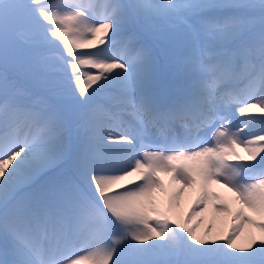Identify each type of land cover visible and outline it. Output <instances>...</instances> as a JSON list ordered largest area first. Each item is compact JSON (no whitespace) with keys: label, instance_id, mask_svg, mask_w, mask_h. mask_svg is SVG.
I'll use <instances>...</instances> for the list:
<instances>
[{"label":"snow or ice","instance_id":"snow-or-ice-1","mask_svg":"<svg viewBox=\"0 0 264 264\" xmlns=\"http://www.w3.org/2000/svg\"><path fill=\"white\" fill-rule=\"evenodd\" d=\"M262 153L264 0H0V264H264Z\"/></svg>","mask_w":264,"mask_h":264},{"label":"rangeland","instance_id":"rangeland-1","mask_svg":"<svg viewBox=\"0 0 264 264\" xmlns=\"http://www.w3.org/2000/svg\"><path fill=\"white\" fill-rule=\"evenodd\" d=\"M111 36V32H109V37ZM86 51V50H85ZM164 70V69H162ZM164 76H166V71H161V77L163 78ZM241 117H238L236 115H234L232 117V122L233 125H235L234 123L240 119ZM243 118V117H242ZM160 179L163 181L164 185H168V183H170V176L166 175V174H160ZM128 187H130L131 185H127ZM131 187H134V185H132ZM187 195H189V203H188V209L184 210V214L181 217V221H183L187 215L190 213V211L192 210V208L196 205V201L199 197V191L197 188H187ZM226 189V190H225ZM117 190H123V189H117ZM213 191H215L216 193H218L219 195L223 196L230 204H232V207L235 209L236 207H238L239 205L234 203V196L233 193H231L227 188H223L220 187L219 185H213ZM228 191V192H227ZM194 205V206H193ZM209 217V220H207V218L204 217ZM251 215V213H249ZM212 211L209 208V210L204 211L202 214L198 215V216H193L192 218V222L191 224H189L188 226L190 227H196L197 223L199 221H203L202 223L199 224V234H203L204 231L210 226L209 224H212ZM221 218V220H219V224L216 226L217 228L213 227V232H212V237H217L219 235L222 234H226L227 230L230 226V221H225V219L223 217H219ZM223 220L225 221V223L223 224ZM206 221V222H205ZM221 224V225H220ZM223 224V229L221 228ZM220 225V226H219ZM218 230V231H217ZM179 231V230H178ZM247 229H245L244 234H242L238 240L237 243L243 245L244 243H246V236H247ZM183 234V233H182ZM257 237H259V233L258 231L256 232Z\"/></svg>","mask_w":264,"mask_h":264},{"label":"bare ground","instance_id":"bare-ground-1","mask_svg":"<svg viewBox=\"0 0 264 264\" xmlns=\"http://www.w3.org/2000/svg\"><path fill=\"white\" fill-rule=\"evenodd\" d=\"M243 119H247V117H241L240 119H238L234 124V126H238L239 125V121L240 120H243ZM257 119H259V117H257ZM239 126H241L242 127V125H239ZM259 128H260V125L259 124H256V125H253V126H250V128H245V130H244V133L242 134V135H247V134H250V131H252V130H256V131H258L259 130ZM236 151H237V153L239 154V155H241V156H246L247 154L243 151V149L242 148H237L236 149ZM262 156H264V153H262L261 154ZM19 159V158H18ZM260 159V157H257V161ZM257 161H250V162H248V163H252V164H255V163H257ZM132 186V185H131ZM130 186V187H131ZM174 187H179L178 185H176V186H173V185H171V183H168V185H165V188H166V190H168L169 192H171L172 190H173V188ZM117 190V189H116ZM187 190L188 189H185V191H184V195L181 197V200H180V208L178 209V211H177V213L175 214V217L174 218H178V219H181V217H182V215L184 214V210H186V209H188V203H189V195H187ZM226 190V189H225ZM228 192V191H227ZM194 206V205H193ZM194 207H196V205L194 206ZM193 207V208H194ZM192 208V209H193ZM209 210V209H208ZM187 211V210H186ZM200 214H202V213H197L196 215H194L195 217L196 216H198V215H200ZM204 217H205V214H204ZM205 218H207V220H209V217H205ZM210 218H212V224H209L210 226H212V228L214 227V228H217L216 226L219 224V220H221V218H219V217H214V214L212 213V217H210ZM206 222V221H205ZM225 223V221L223 220V224ZM223 224H222V226H221V228L223 229ZM221 225V224H220ZM219 225V226H220ZM218 231V230H217Z\"/></svg>","mask_w":264,"mask_h":264},{"label":"trees","instance_id":"trees-1","mask_svg":"<svg viewBox=\"0 0 264 264\" xmlns=\"http://www.w3.org/2000/svg\"><path fill=\"white\" fill-rule=\"evenodd\" d=\"M165 71V70H164ZM165 77V76H164Z\"/></svg>","mask_w":264,"mask_h":264}]
</instances>
